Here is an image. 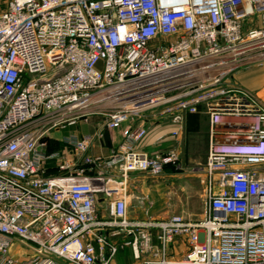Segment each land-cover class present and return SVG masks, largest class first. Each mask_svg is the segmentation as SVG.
<instances>
[{
    "label": "built area",
    "instance_id": "built-area-1",
    "mask_svg": "<svg viewBox=\"0 0 264 264\" xmlns=\"http://www.w3.org/2000/svg\"><path fill=\"white\" fill-rule=\"evenodd\" d=\"M261 61L264 0H0V264H111L121 236L133 264H264V102L229 80ZM147 114L206 118L199 220L127 219L129 176L178 165L135 149ZM93 115L122 127L107 159L49 150Z\"/></svg>",
    "mask_w": 264,
    "mask_h": 264
},
{
    "label": "rangeland",
    "instance_id": "rangeland-1",
    "mask_svg": "<svg viewBox=\"0 0 264 264\" xmlns=\"http://www.w3.org/2000/svg\"><path fill=\"white\" fill-rule=\"evenodd\" d=\"M247 69L257 70L264 76V62L262 61L249 62L238 71ZM233 75L230 76L229 80L235 84ZM153 116L155 115L147 114L140 121L146 124L147 134L144 142L148 143V146L157 143L156 149L146 148L148 152L146 154L154 156L174 148L177 151L178 165L165 169L160 176L134 173L129 178L130 184L128 183L127 193L131 199L127 219L131 222L153 223L172 215H178L190 220H199L203 212L205 198L204 186L201 183L203 181L201 170L207 154L206 118L200 114L183 115L181 134L177 142L171 136L170 130L167 129L169 124H173L170 119L165 118L160 123ZM88 118L96 119L94 125H97L105 123L107 117L93 115ZM50 134L53 138L54 132L51 131ZM56 143L52 140L51 146L57 147ZM107 207V201L98 202L101 220L109 219ZM124 241H126L124 236L112 241L117 252L111 264L134 263L131 250L123 245ZM23 250L27 253L26 249L23 248ZM181 253L182 249H176L174 246L170 253L171 258L179 260Z\"/></svg>",
    "mask_w": 264,
    "mask_h": 264
},
{
    "label": "crops",
    "instance_id": "crops-1",
    "mask_svg": "<svg viewBox=\"0 0 264 264\" xmlns=\"http://www.w3.org/2000/svg\"><path fill=\"white\" fill-rule=\"evenodd\" d=\"M233 79L235 80L236 85L246 89V91L248 90L252 92L262 102H264V76H262V73L254 69L240 70V71H237V73H234ZM190 116H194V115H190ZM95 121L96 119L88 118L86 120L79 121L75 126L66 127L62 131L55 132L52 140L54 142L55 141L57 142L56 143L57 147L51 146L50 150L51 151L61 150L62 147L64 146L62 145L61 141L64 138L74 137L79 140L84 135H90L93 137L92 144H91L92 147L89 148V151L87 154L95 159L96 158L107 159L110 156L112 150L115 149L117 146H119L122 141V137H121L122 127L112 130L111 132L105 129L104 123L94 125V123H96ZM158 122L162 123L161 120H158ZM137 125L142 126L144 128L146 126L144 122H140V121H136V126ZM167 129L170 130L171 132L170 134H172L173 131H176L177 127L174 124H169L167 126ZM207 129L208 127L206 125V143H207ZM180 134L181 132L178 134L177 137H173L172 135L171 136L174 138L175 141L178 142ZM144 140L145 138L141 141V143H138L135 146L136 150L146 153L147 152L146 148L156 149L157 143H152V145H150L152 147H150L148 146L149 145L148 143L144 142ZM145 145H147L148 147ZM169 150L176 151V149L174 148H171ZM79 158L80 156L77 155V159H76V163H78L77 166H80ZM54 165H55L54 162H51V161L50 163L47 164L46 174H49V175L54 174ZM167 168H170V167H167ZM202 170H201V177H202ZM132 175L134 174H131L129 178L132 177ZM129 184H130V181H129Z\"/></svg>",
    "mask_w": 264,
    "mask_h": 264
},
{
    "label": "trees",
    "instance_id": "trees-1",
    "mask_svg": "<svg viewBox=\"0 0 264 264\" xmlns=\"http://www.w3.org/2000/svg\"><path fill=\"white\" fill-rule=\"evenodd\" d=\"M51 144H52V143L50 142L49 150L51 149Z\"/></svg>",
    "mask_w": 264,
    "mask_h": 264
}]
</instances>
